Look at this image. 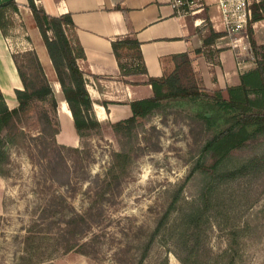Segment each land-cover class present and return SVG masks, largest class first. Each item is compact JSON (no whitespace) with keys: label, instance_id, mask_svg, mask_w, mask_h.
I'll use <instances>...</instances> for the list:
<instances>
[{"label":"rangeland","instance_id":"rangeland-1","mask_svg":"<svg viewBox=\"0 0 264 264\" xmlns=\"http://www.w3.org/2000/svg\"><path fill=\"white\" fill-rule=\"evenodd\" d=\"M29 28L44 48L38 30L30 23ZM253 32L257 45L264 42V27ZM217 41L238 46L239 54L240 48L248 50L250 38ZM205 53L207 59L212 56V51ZM35 54L21 56L32 90L46 84ZM246 57L248 51L238 55ZM173 70L186 89H221L208 88L192 61L175 74ZM43 72L52 86L44 67ZM56 116L58 108L55 114L50 100L38 101L13 121L14 142L8 145L9 160L2 163L6 184L0 201V264H139L161 217L187 182L147 264L165 259L182 264L173 252L190 264H264V134L235 150L213 180L199 186L190 180L196 159L216 126L232 122L210 126L194 102L169 100L140 119L142 126L130 136L116 134L109 125L78 148L57 142ZM237 169L245 175L220 179ZM212 182L218 184L208 190ZM200 201L205 217L196 229L187 216Z\"/></svg>","mask_w":264,"mask_h":264},{"label":"crops","instance_id":"crops-1","mask_svg":"<svg viewBox=\"0 0 264 264\" xmlns=\"http://www.w3.org/2000/svg\"><path fill=\"white\" fill-rule=\"evenodd\" d=\"M11 1L17 4L18 9L8 8L6 30L0 26V90L5 101L10 110L18 107L16 92L24 90L20 59L24 54L36 53L58 97L60 130L56 140L61 145L78 148L81 139L72 112L63 97L54 65L28 0H0V5ZM35 1L52 16L72 15L78 42L86 55L85 59L79 61V66L87 74V90L103 128L131 118L133 112L130 104L154 95L147 81L150 78H163L175 68L181 56H188L195 73L210 89L239 85L240 76L256 68L253 59L238 58L234 46H221L218 41L214 45L204 46V39L210 32L204 27L209 24H196V17L178 16L171 0ZM29 23L40 33L44 48L35 43ZM263 27L264 20L257 22L255 33ZM124 39L141 43L143 61L135 56L129 58L128 62L135 66L144 62L148 74L122 76L112 41ZM259 44L264 45V42ZM206 50L212 51L209 59L205 57ZM6 134V127L0 118V142ZM5 184L4 177L0 175V201L5 194Z\"/></svg>","mask_w":264,"mask_h":264},{"label":"trees","instance_id":"trees-1","mask_svg":"<svg viewBox=\"0 0 264 264\" xmlns=\"http://www.w3.org/2000/svg\"><path fill=\"white\" fill-rule=\"evenodd\" d=\"M28 3L57 72L62 86L63 97L70 107L75 128L82 144L87 136L91 135L94 131L102 130L103 126L95 115L93 100L87 90V74L79 66V61L85 59L86 55L83 47L78 42L76 25L71 14L52 16L40 5H37L35 0H28ZM8 8L18 9L14 1L0 5V26L4 31L7 27L6 11ZM261 20H264V0L254 6L253 22ZM204 29H209L210 31L207 38L204 39V46L214 45L222 36L221 33H217L211 29L210 25L204 27ZM248 33L250 38L247 50L249 57L246 58L253 59L256 68L242 74L239 85L228 86L225 89L215 90L212 93H203L197 89L190 90L182 87L179 84L178 76L173 75L171 70L163 78H150L147 81V84L152 86L154 95L147 99L132 102L130 106L133 116L127 120L109 124L112 130L116 134L124 132L130 136L129 134L136 127L142 126L139 124L140 119H147L154 115L169 100L182 99L198 104L200 115L210 126H214L223 120L225 122H232V124L227 126H216L217 131L215 135L205 142L190 176V180L198 181L199 186L201 183L212 181L214 175L220 172L235 150L243 148L249 140L256 139L264 134V45H257L252 27L249 28ZM112 47L119 61L123 77L148 74L144 62L142 64L139 63L137 66L131 65L129 62L127 64L123 63L124 58L128 61L129 58L135 56L142 60L141 43L138 40H114L112 41ZM198 52L200 53L201 50ZM35 57L39 70L44 77L43 81L46 84L35 90L29 88L22 71L20 59V75L24 83V90L16 92L19 102L18 107L10 110L0 90V118L7 130L6 137L0 142V175L2 177H5L2 163L9 160L7 147L9 143L14 142L15 124L17 123L13 121H19L22 114L27 112L38 101L50 100L53 112L57 114L58 97L56 90L47 81L46 75L43 72V65L37 54H35ZM190 62L188 56H181L173 70L175 71L174 74L184 63L190 64ZM225 92L227 96H225ZM252 95L255 98H252ZM47 119L50 121L49 116ZM59 130L60 121L58 122L55 137L59 133ZM250 164V162L246 163L245 167L249 168ZM243 170H233L222 175L220 179L222 180V177H224L225 179L234 180L245 175L243 174ZM212 184V186H207L208 190L215 188L218 182H212ZM187 185L188 182L184 183L176 192L169 208L161 217L146 243L139 264H147V261L153 256L155 248L158 247L159 239L166 229L176 206L181 201L182 194ZM205 191H207L206 188ZM187 217H191L194 220L196 229L200 227L202 219L205 217L204 212H202L201 201ZM81 220L84 221V219ZM171 251L173 252V250ZM173 253L176 256L178 255L177 257L182 264H190L188 259L181 257L177 252ZM192 253L193 251L191 252L190 250L189 255H192ZM161 264H168V261L165 259Z\"/></svg>","mask_w":264,"mask_h":264},{"label":"built area","instance_id":"built-area-1","mask_svg":"<svg viewBox=\"0 0 264 264\" xmlns=\"http://www.w3.org/2000/svg\"><path fill=\"white\" fill-rule=\"evenodd\" d=\"M180 17H196V24H209L220 40L230 39L234 42L249 39L248 30L255 29L254 6L263 0H171ZM204 15V17H202ZM235 47H238L235 45ZM240 48L238 55L246 53Z\"/></svg>","mask_w":264,"mask_h":264},{"label":"bare ground","instance_id":"bare-ground-1","mask_svg":"<svg viewBox=\"0 0 264 264\" xmlns=\"http://www.w3.org/2000/svg\"><path fill=\"white\" fill-rule=\"evenodd\" d=\"M64 106V105H63Z\"/></svg>","mask_w":264,"mask_h":264}]
</instances>
